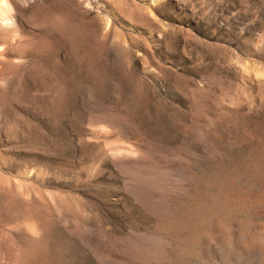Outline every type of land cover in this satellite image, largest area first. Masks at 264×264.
Here are the masks:
<instances>
[{"label":"rangeland","instance_id":"374dc122","mask_svg":"<svg viewBox=\"0 0 264 264\" xmlns=\"http://www.w3.org/2000/svg\"><path fill=\"white\" fill-rule=\"evenodd\" d=\"M10 4L0 264H264V0Z\"/></svg>","mask_w":264,"mask_h":264},{"label":"clouds","instance_id":"9594fccd","mask_svg":"<svg viewBox=\"0 0 264 264\" xmlns=\"http://www.w3.org/2000/svg\"><path fill=\"white\" fill-rule=\"evenodd\" d=\"M14 9L10 0H0V27H11L14 25Z\"/></svg>","mask_w":264,"mask_h":264},{"label":"bare ground","instance_id":"6f19581e","mask_svg":"<svg viewBox=\"0 0 264 264\" xmlns=\"http://www.w3.org/2000/svg\"><path fill=\"white\" fill-rule=\"evenodd\" d=\"M13 17H14V14H13ZM15 19V18H14ZM9 28V27H8ZM11 28V27H10ZM9 28V29H10ZM5 29L7 30V28H5L4 27V31H5ZM2 30V31H1ZM0 31L3 33L4 31H3V27H1L0 28ZM6 33V32H5ZM261 71V70H260ZM260 74V73H259ZM261 76H263V75H261ZM260 175V174H259ZM264 177V176H263ZM262 179V178H261ZM258 181V180H257ZM261 181V180H260ZM264 184V183H263ZM264 187V186H263ZM261 200H262V198H261ZM255 207H257V209H258V211H257V209H256V211L258 212L257 214L256 213H254V214H256V215H258L259 217H260V220L262 219V221L264 220V202H256V203H254L253 204V208L255 209ZM260 208V209H259Z\"/></svg>","mask_w":264,"mask_h":264}]
</instances>
